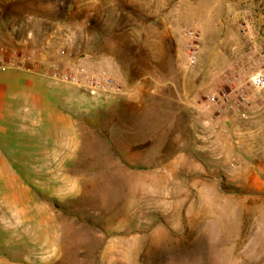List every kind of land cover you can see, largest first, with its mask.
Wrapping results in <instances>:
<instances>
[{"label":"rangeland","instance_id":"rangeland-1","mask_svg":"<svg viewBox=\"0 0 264 264\" xmlns=\"http://www.w3.org/2000/svg\"><path fill=\"white\" fill-rule=\"evenodd\" d=\"M189 30L199 35L193 64ZM260 44L264 0H0V54L41 75L36 132L59 139L51 171H26L43 185L32 186L33 200L63 199L49 230L32 205L20 238L0 233V255L264 264V95L246 121L194 120L195 105ZM52 67L106 77L119 91L91 95L53 79ZM51 104L59 114L50 119ZM218 143L228 150L217 156ZM68 184L75 190L61 196Z\"/></svg>","mask_w":264,"mask_h":264},{"label":"crops","instance_id":"crops-1","mask_svg":"<svg viewBox=\"0 0 264 264\" xmlns=\"http://www.w3.org/2000/svg\"><path fill=\"white\" fill-rule=\"evenodd\" d=\"M41 83V75L38 73H30L24 69L0 70V233L11 234L17 239L20 238L28 223L27 216L32 205L38 215H46V220L43 222L49 230L50 224L47 217L49 219L52 215L60 214L58 203L63 202V199L56 198L55 194L46 193L44 197L39 194L40 205H37L36 200H33L32 190L33 187L35 190L39 187L42 190V182L37 177L29 178V180L26 174L28 170L51 171L56 160L54 154L58 148L59 139H42L36 132L44 111ZM58 111L57 106L51 104L45 112L51 114V119L53 114L58 116ZM194 115V120L199 126L217 127L216 124H210L205 120L209 118L208 115L200 114L198 111H195ZM62 117L66 118L64 115ZM221 121L232 122L226 119L217 120L218 123ZM200 132L203 131L198 130L197 136L205 139ZM238 143L242 144L241 141ZM218 145L211 146L217 156L228 150L226 143H218ZM240 147L243 146L240 145ZM200 176L206 179L204 175L200 174ZM58 181L49 182L45 189L49 190ZM68 189L61 196H66L67 193L70 194L75 190L70 188L69 184ZM65 234L63 242L67 245L68 229ZM0 247H2L1 244ZM6 255L8 256L0 255V264H22L10 253ZM62 264H68V260H64Z\"/></svg>","mask_w":264,"mask_h":264},{"label":"built area","instance_id":"built-area-1","mask_svg":"<svg viewBox=\"0 0 264 264\" xmlns=\"http://www.w3.org/2000/svg\"><path fill=\"white\" fill-rule=\"evenodd\" d=\"M245 26L241 29L245 32ZM187 39L186 59L193 64L197 58L199 48V35L196 31H186ZM256 56L247 57V65L239 64L224 74L221 83L215 91L208 92L195 109L200 114H208L211 123L219 119L231 121H246L250 118L253 98L264 95V44L257 45L254 49ZM25 62H15L5 59L0 54V70L24 69ZM29 71V69H25ZM49 75L56 80L66 82L82 88L91 95L96 93H116L119 88L110 79L93 74L71 75L60 72L58 68L52 67Z\"/></svg>","mask_w":264,"mask_h":264}]
</instances>
